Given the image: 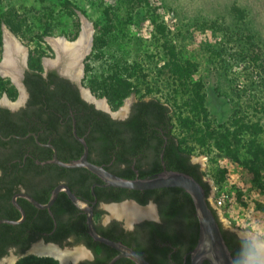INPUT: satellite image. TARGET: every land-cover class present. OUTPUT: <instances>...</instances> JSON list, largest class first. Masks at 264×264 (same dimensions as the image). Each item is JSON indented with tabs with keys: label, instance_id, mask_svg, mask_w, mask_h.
Masks as SVG:
<instances>
[{
	"label": "rangeland",
	"instance_id": "1",
	"mask_svg": "<svg viewBox=\"0 0 264 264\" xmlns=\"http://www.w3.org/2000/svg\"><path fill=\"white\" fill-rule=\"evenodd\" d=\"M80 14L94 29L80 87L116 117L137 99L168 105L172 132L199 163L209 196L233 194L224 207L209 203L222 226L264 243V0H0V60L6 27L37 66L38 55L53 58L49 37L78 38ZM10 84L0 76V96L9 87L16 98ZM198 103L196 133L187 120ZM204 132L211 137L202 142ZM227 132L229 149L219 138ZM257 151L255 178L247 163ZM20 262L58 264L32 253Z\"/></svg>",
	"mask_w": 264,
	"mask_h": 264
},
{
	"label": "flooded vegetation",
	"instance_id": "2",
	"mask_svg": "<svg viewBox=\"0 0 264 264\" xmlns=\"http://www.w3.org/2000/svg\"><path fill=\"white\" fill-rule=\"evenodd\" d=\"M50 47L54 51L52 59L55 61L41 56V71L30 69L29 52L25 53L20 49L18 52H11L10 58L7 55L10 72H6L4 76L0 74L10 81V86H14L17 92L16 98H13L14 96H10L9 87H6L0 96V264H16L22 257L31 253L41 257L36 249H46V247L61 251L68 250L72 253L77 250L83 251L82 255L79 254L77 257L73 256L75 252L73 255L71 253L67 257V264H108L117 254V250L95 241L90 236L86 224L87 212L72 203L63 187H68L71 193L91 207L92 221L100 235L121 242L135 251L139 246L136 225L144 221L160 223L158 205L153 200L141 204L133 197H125L119 201L101 200L97 197L95 188H103L105 190L101 191L106 192L111 186L105 185L97 176L96 180L89 183L88 188L85 181L70 184L64 178H55L56 166H63L53 161L54 153L59 160L61 159L52 141L63 135L65 127L63 117L58 120L57 126H47L46 122L53 119L56 111L44 98H41L43 103L37 106L36 111L21 114V110L29 106V92L24 83L26 71H38L45 81H48L50 73H54L60 78L69 79L78 87L73 71L67 69L68 53L60 49L59 55L51 45ZM3 60H5L4 50L0 62ZM51 87L50 84L49 88ZM134 101L125 110L124 117L110 116L114 119H124L129 114ZM68 118H71V132L75 137L73 125L76 132V122L70 110L66 116V119ZM75 139L77 140L76 137ZM64 151L68 153L67 149ZM191 161L194 162L192 159ZM58 187L62 188L57 192L55 199L49 203L53 191ZM35 202L41 205L49 204L47 207H38ZM125 202L142 206L151 203L152 211L150 214L143 215L142 219L138 217L127 219L124 214H112L111 207H120L119 205ZM78 220H81L85 227L77 229L76 232H65L67 227L72 228ZM236 234L237 237L243 238ZM86 239L89 242L85 241ZM141 255L148 257L145 251H142ZM112 264L135 263L123 257Z\"/></svg>",
	"mask_w": 264,
	"mask_h": 264
},
{
	"label": "trees",
	"instance_id": "3",
	"mask_svg": "<svg viewBox=\"0 0 264 264\" xmlns=\"http://www.w3.org/2000/svg\"><path fill=\"white\" fill-rule=\"evenodd\" d=\"M64 5L69 7L71 4L64 3ZM152 21L156 23L155 19ZM37 61V66L29 64L30 69L41 71L39 55ZM38 71L25 73L24 83L29 92V106L21 110V114L36 111L37 106L43 103L41 98H44L56 111L53 119L46 122L47 126H57L58 120L63 117L65 121L63 135L52 141L61 160L77 159L82 152L81 144L71 132V118L66 119L70 110L75 118L77 134L87 143L88 159L91 162L104 165L109 171L125 178H134L135 170H137L138 177L144 178L162 170L159 155L163 152L165 167L193 176L204 188L207 198L210 186L203 179L199 164L191 161L190 152L180 146L179 139L172 132L168 105L157 98L137 99L131 104L127 117L114 119L109 113L96 108L93 103L85 101L76 84L69 79L50 73L48 81H45ZM50 84L51 88H49ZM124 95L121 94L120 97ZM200 108L199 103L189 107L191 118L187 120V126L196 133L202 132L197 122L201 114ZM206 133L207 135L205 132L201 134L202 142L211 137L209 132ZM219 138L223 147L229 149L228 132L220 134ZM64 149H67L68 153ZM255 154V160L247 163V166L256 178L260 172L258 167L261 159L258 151ZM55 178H64L70 184L85 181L86 188L90 182L96 180L93 173L82 167L56 166ZM101 190L105 189L95 188L97 197L105 201H119L125 197H133L141 204H146L149 200L155 201L161 222L144 221L136 225V238L139 245L136 251L140 254L145 251L148 254L145 258L152 264H189V257L187 256L184 261L183 256L196 244L198 220L191 197L187 192L178 187L127 190L111 186L106 192ZM87 193L85 190V194ZM212 210L218 220L216 210L214 208ZM219 225L234 261L238 262L249 240L237 237L236 232L224 228L220 221ZM83 226L85 227V224L78 220L72 228L67 227L65 232H76ZM85 241L89 242L87 239ZM168 254H170L169 257ZM203 264L209 263L204 261Z\"/></svg>",
	"mask_w": 264,
	"mask_h": 264
},
{
	"label": "water",
	"instance_id": "4",
	"mask_svg": "<svg viewBox=\"0 0 264 264\" xmlns=\"http://www.w3.org/2000/svg\"><path fill=\"white\" fill-rule=\"evenodd\" d=\"M80 15L84 16L83 14H80ZM92 40H93V37L91 36L90 41H89V48L87 49L85 54L81 57V60L86 54L90 52L91 46H92ZM18 45H19V50L21 49V46L24 47L20 43L19 40H18ZM3 48H4V57H5V55L7 56L8 54L5 53L6 48H5L4 40H3ZM24 48H25L24 52L27 53L26 47ZM59 50L60 48L57 51L55 50L56 54L58 53ZM61 50L63 49L61 48ZM63 51L66 52L65 50ZM78 81L79 80L77 79V82ZM78 87H79L81 97L83 99H85L86 101L90 103H93L96 107L107 111L111 116L116 117L117 115L116 112H111L108 109V107L100 106L96 103L95 99H92L89 96H85L83 94L82 87H80L79 85V82H78ZM128 107H129V104L126 105L125 110ZM122 117H124V115L121 116V118ZM73 133L82 146L81 155L77 159H74L69 162H64V161L59 160L56 157V154L54 153L53 161L55 163L59 164L60 166L67 167V168H75V167L85 168L91 173H93L95 176H97L100 180H102L105 185L113 186V187L132 189V190H149V189H157V188H163V187L181 188L182 190L187 192L189 196L191 197L194 210H195V215L198 220V235H197L196 244L190 251L184 254L183 256L184 261L186 260V257L188 256L189 264H203L204 261H207L209 264H234L235 261L231 254V250L228 248L225 242V239L221 231V227L219 225V221L215 217L212 207L210 206V204L208 203L206 199L204 188L193 176H191L188 173L182 172V171L167 169L165 167L164 160H163V152H160V155H159L160 163L162 166L161 171L154 173L148 177H144V178L138 177L137 170H135L136 176L134 178H125V177L119 176L109 171L108 169H106L104 165L91 162L88 159L87 143L83 137H79L76 134L75 125H73ZM61 188L62 187H58L53 191L49 199V203H51L55 199L57 192ZM63 188H65L64 190L68 194L72 203L77 208L87 212L86 224H87L88 232L90 236L95 241L109 245L110 247H113L114 249L117 250V254L109 261L108 264H112L117 259L123 258V257L130 259L135 264H152L144 256H142L140 253L136 252L135 250L131 249L127 245L100 235L96 231L95 226L92 221L91 207L88 206L87 203L77 198L73 193H71L68 187H63ZM35 204L38 207H47L48 205V204L41 205L36 202ZM125 204H132L139 209H144L146 207H150V208L152 207L151 203L148 205L142 206V205H136L132 202L130 203L125 202L124 204L122 203L119 206L121 205L123 206ZM138 218L142 219L143 217L139 216ZM53 258L57 259L59 264L68 263L67 257L62 258V259L57 258V257H53Z\"/></svg>",
	"mask_w": 264,
	"mask_h": 264
},
{
	"label": "bare ground",
	"instance_id": "5",
	"mask_svg": "<svg viewBox=\"0 0 264 264\" xmlns=\"http://www.w3.org/2000/svg\"><path fill=\"white\" fill-rule=\"evenodd\" d=\"M93 30L94 29H93V26L91 25V22L85 16H83L82 28H81L80 34L76 40L71 41L64 36L49 37L48 38L49 42L52 44V47L55 48L54 50L57 51L59 48L60 49L62 48L63 50H65L68 53L69 64L67 66V69L68 70L71 69L73 71L72 74L75 77V79L79 80L81 78L82 74H81V62L80 61H81V57L85 54V52L89 48V41H90L91 36L93 37V33H94ZM4 41H5V48H6L5 53H7L8 57L10 58L11 52H14V51L18 52L19 45H18V39L15 38L13 33L7 27L5 29ZM21 51L22 52L25 51V49L22 46H21ZM59 55H60V53H59ZM6 58H7V56L5 55V60L1 61V63H0V73L3 76L5 75L6 72H10V70L8 71V65H10V64H8L9 59L8 58L6 59ZM12 68H13V66H12ZM82 91H83V94L85 96H89L90 98L95 99V101L98 105L107 107L104 99L98 100L87 89H85V90L82 89ZM122 109L123 108H121L120 110H122ZM110 209L112 211V214H122V215L124 214L127 217V219H128V217H139V216H143L146 214H150V211H152V210H150V207H146L144 209H139L132 204H125V205L120 206V207H111ZM258 244L264 245V243H262V242L258 243ZM36 251L40 256H46L47 255V256L57 257V258H61V259L70 256L72 253L68 250L61 251V250L55 249L53 247L52 248L46 247V249L38 248V249H36ZM74 252H73L74 255L72 253V255L74 257L79 256V254L82 255V253H83L82 250H77Z\"/></svg>",
	"mask_w": 264,
	"mask_h": 264
},
{
	"label": "clouds",
	"instance_id": "6",
	"mask_svg": "<svg viewBox=\"0 0 264 264\" xmlns=\"http://www.w3.org/2000/svg\"><path fill=\"white\" fill-rule=\"evenodd\" d=\"M234 264H264V245L249 241L240 260Z\"/></svg>",
	"mask_w": 264,
	"mask_h": 264
},
{
	"label": "built area",
	"instance_id": "7",
	"mask_svg": "<svg viewBox=\"0 0 264 264\" xmlns=\"http://www.w3.org/2000/svg\"><path fill=\"white\" fill-rule=\"evenodd\" d=\"M208 203L212 202L214 208H221L227 205L230 201L234 200L233 194L228 193L225 191H217L214 192L212 195L207 196Z\"/></svg>",
	"mask_w": 264,
	"mask_h": 264
}]
</instances>
